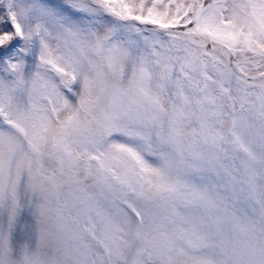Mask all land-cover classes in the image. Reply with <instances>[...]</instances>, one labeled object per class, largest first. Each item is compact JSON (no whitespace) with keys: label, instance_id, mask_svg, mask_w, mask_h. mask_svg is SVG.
<instances>
[{"label":"snow or ice","instance_id":"6c2138e0","mask_svg":"<svg viewBox=\"0 0 264 264\" xmlns=\"http://www.w3.org/2000/svg\"><path fill=\"white\" fill-rule=\"evenodd\" d=\"M0 264H264V0H0Z\"/></svg>","mask_w":264,"mask_h":264}]
</instances>
